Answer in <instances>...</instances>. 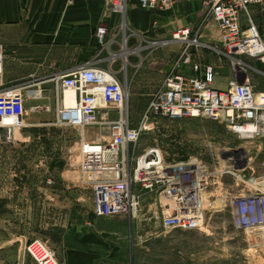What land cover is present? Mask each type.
<instances>
[{
    "label": "rangeland",
    "instance_id": "374dc122",
    "mask_svg": "<svg viewBox=\"0 0 264 264\" xmlns=\"http://www.w3.org/2000/svg\"><path fill=\"white\" fill-rule=\"evenodd\" d=\"M260 7L264 12V5ZM118 41L112 50H100L97 57L100 65H110L118 72L128 92L130 121L136 123L174 60L177 42L145 47L143 40L130 38L127 48L138 49L111 61L109 54L122 50V38ZM259 61L264 67V60ZM30 89H22V125L13 135L0 127V264H37L25 251V244L36 238L50 246L63 263V250L81 244L77 236L96 232L97 227L110 244L96 240L108 246V251L103 247L94 264H264V233L234 227L220 182L205 197L199 229L163 228L158 202L150 193L142 195L135 217L125 214L117 222L94 217L91 189L79 177L81 127L55 122V108L61 102L55 86L49 93L38 92L35 99L29 97ZM154 126L140 135L134 156L157 145L167 159L198 155L210 162L212 155L222 157L224 151L239 150L247 165L237 174L250 182L262 179L264 189V136L245 142L224 122L200 117L159 116ZM83 135L86 140L105 141L108 129L88 125ZM221 177L231 185L230 192L241 190L239 177ZM161 203L164 206L168 201L162 199ZM111 229L118 232L110 234Z\"/></svg>",
    "mask_w": 264,
    "mask_h": 264
},
{
    "label": "built area",
    "instance_id": "2783aa9c",
    "mask_svg": "<svg viewBox=\"0 0 264 264\" xmlns=\"http://www.w3.org/2000/svg\"><path fill=\"white\" fill-rule=\"evenodd\" d=\"M128 1H134L142 9H167L175 2L199 1L203 13L195 30L199 31L211 19L217 23L222 50H216L228 59L233 70L243 66L241 55L264 60V36L249 13V6H262L264 0H108V6L111 11L123 12ZM241 13L246 18L245 27L241 24ZM120 32L122 35L117 33L107 38V26L101 24L95 30V40L102 46L115 45L119 44L121 35L126 49H129L127 41L130 38L143 40L145 47L166 44L170 40H177L181 46L136 123L130 121L125 84L110 65H100V59L55 77L56 92L70 89L75 95L73 105L57 102L55 122L81 127L79 177L91 189L93 214L135 217L141 208L142 195L150 193L158 202L163 228L199 229L204 220L205 197L209 189L220 182L234 227L264 233L262 179L250 182L237 174L246 165L243 161L236 164L229 152L224 151L222 157L212 155L210 162L198 155L167 159L159 146L150 145L140 154L133 155L140 135L153 130L159 116L222 121L229 131L245 142L261 138L264 136V91H256L248 80L238 82L235 79L229 81L226 89H216L211 86L213 67L210 64L205 65L200 74L185 73L184 66L194 72L200 68L191 57V47L199 42L196 36L190 37L188 27L176 29L170 38L151 40L133 31L127 32L124 23L120 25ZM135 49L138 46L130 52ZM118 52L112 51L108 58L115 60ZM23 88L4 85L0 50V127L8 134L9 125H22ZM28 95L36 98L38 93L36 89H30ZM93 124L107 127L108 140L84 138L83 128ZM226 174L239 177L240 191L230 192L231 185L221 177ZM162 199H168L164 206ZM25 251L37 264H63L54 250L39 238L25 244Z\"/></svg>",
    "mask_w": 264,
    "mask_h": 264
},
{
    "label": "crops",
    "instance_id": "0c3cea01",
    "mask_svg": "<svg viewBox=\"0 0 264 264\" xmlns=\"http://www.w3.org/2000/svg\"><path fill=\"white\" fill-rule=\"evenodd\" d=\"M108 5V0H0L4 85L49 93L50 87L55 86V77L100 59L97 57L100 50L113 49L114 45L102 46L95 40L98 25L107 26V38H110L113 34L122 35L120 25L124 23L127 32L133 31L153 39L170 38L176 29L188 27L190 37L196 36L199 42L191 47V57L192 61L200 64V68L194 72L184 66L182 70L185 73L200 74L204 66L210 64L213 67L212 87L226 89L229 81L235 79L238 82L248 80L256 91H264V67H261L259 59L241 55L243 66L233 70L228 59L216 50H222L217 23L211 19L199 31L195 30L203 13L199 1H179L167 9H142L134 1H128L123 12L111 11ZM249 13L264 36L262 8L251 5ZM240 18L245 27L244 13ZM180 46L181 43L177 42V52ZM241 161L247 165L245 155ZM93 216L114 222L124 217ZM95 231L78 235L81 244L63 250L64 264H94L98 260L100 250L108 246H101L96 240L110 244V239H103V230L99 227ZM117 232L114 229L109 231L110 234Z\"/></svg>",
    "mask_w": 264,
    "mask_h": 264
},
{
    "label": "bare ground",
    "instance_id": "6f19581e",
    "mask_svg": "<svg viewBox=\"0 0 264 264\" xmlns=\"http://www.w3.org/2000/svg\"><path fill=\"white\" fill-rule=\"evenodd\" d=\"M175 41V40H174ZM177 41V40H176ZM166 42V41H165ZM130 52V49H126L125 47H123V50H121L120 52H118V55H122L123 58L126 57V55ZM30 93V91L28 92ZM60 100L61 102L65 103L66 105H73L75 103V95L74 92L70 89H63L60 92ZM9 120H5V122H8ZM16 126L15 125H9V130L10 133L13 135L15 132ZM233 158V161L237 163L241 162V151H237V150H233L229 152ZM168 201V199H165Z\"/></svg>",
    "mask_w": 264,
    "mask_h": 264
}]
</instances>
